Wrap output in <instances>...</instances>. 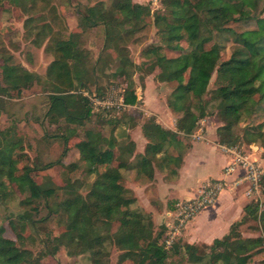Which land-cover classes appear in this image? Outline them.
<instances>
[{"label":"trees","instance_id":"16d2710c","mask_svg":"<svg viewBox=\"0 0 264 264\" xmlns=\"http://www.w3.org/2000/svg\"><path fill=\"white\" fill-rule=\"evenodd\" d=\"M8 1L27 13L35 9L38 2ZM42 1L48 4L47 0ZM163 4L166 12L154 14L160 43H149L141 52L147 57L148 72L158 67L156 75L160 80L176 82L166 98L169 109L177 113L175 129L165 128L152 119L145 121L142 130L148 141L133 162L121 156L116 135H103L92 127H84L93 111L89 96L79 89L89 88L94 67L86 65L87 50L81 35L88 27L103 25L101 52L111 47L117 49L119 67L116 73L124 74L126 83L122 101L133 104L138 99L132 76L136 63L118 39L125 23L130 24L129 30L144 23V18L151 13L148 3L110 0L107 4L98 1L84 9L78 8L79 30H71L66 36L55 33L48 37L45 48L53 58L43 76L9 57L0 65V115L8 111V97L20 94L36 82H43L48 101L45 118L52 123L65 121L63 130L55 133L63 143L60 155L54 160L23 162L21 165L19 163L26 155L25 145L29 143L17 131L13 121L0 128V202L12 196V179L29 189V194L19 197V203L25 207L36 208L32 205L34 202L46 200L59 187H64L65 196L47 213L58 217L62 226V230L51 237L55 243L47 249L48 253L54 254L64 239L82 240L94 264H103L104 256L109 253L108 243L121 250L118 264L127 260L132 264H179L180 259L173 257L176 254L193 258L196 263L246 264L254 254L264 251V207L260 208L253 199L244 204L243 213L231 223L226 234L202 244L177 240L167 246L164 243L165 225L155 228L150 213L130 207L136 197L124 183L123 169L135 168L136 172L152 178L155 166L164 169L172 163L169 172L176 174L184 147L189 146L180 135H189L198 127V121L209 112V99L223 120L216 127L217 141L228 146L236 145L242 136L233 131L241 117L264 111V4L257 12L258 0H163ZM37 20L38 16L34 15L25 18L26 28L32 26L36 35L50 27L46 21L38 23ZM239 20L253 21L254 25L238 30L231 21ZM228 38L232 45L226 53L223 41ZM183 40L189 42V48L182 45ZM163 46L177 54L167 56ZM206 60L213 64L212 70L206 66ZM213 74L215 86L210 89L208 85ZM207 93L211 95L209 98L205 97ZM253 128L251 123L244 127V131L251 134V141L263 137V130ZM80 129L84 136L76 142L79 156L86 163V171L95 173L88 190L83 193L80 189L82 181L67 175L63 185H46L38 181L34 174H44L57 164L64 166L62 156L69 149L70 138ZM133 145L131 140L128 152H133ZM170 146L179 151L170 152ZM68 165L71 170L75 162ZM24 214L27 213L22 216ZM248 219L257 222L260 233L241 238L240 225ZM118 228L120 232L115 233ZM4 232V225H0V264L39 263L40 256L24 245L23 233L17 231L13 238Z\"/></svg>","mask_w":264,"mask_h":264},{"label":"rangeland","instance_id":"374dc122","mask_svg":"<svg viewBox=\"0 0 264 264\" xmlns=\"http://www.w3.org/2000/svg\"><path fill=\"white\" fill-rule=\"evenodd\" d=\"M47 1L48 4H45L44 1L38 0L36 8L28 13L20 6L8 0L0 1V65L6 57H9L13 61L22 63L28 69L42 76L45 75L47 65L53 58L52 53L45 48L48 37L55 33L66 36L71 30H79L80 28L77 22L78 8L84 9L86 5H91L98 1H103L106 4L110 2V0ZM134 1L148 3L151 8V13L144 18V23H141V26H136L132 30H129L131 27L130 24L125 23L120 32L118 42L122 47L125 46L128 48L129 57L136 63L132 76L135 81L137 101L133 104H124L122 101V94L126 85L124 74L119 75L116 73L119 67L117 49L111 47L107 51L104 50V53L101 52L104 42V29L101 24L88 27L82 32L81 41L87 50L86 65L87 67L94 68L91 69L92 76L88 82L89 88L79 89L83 94L89 96L93 111L92 117L86 122L84 127H92L103 135L110 133L116 135L117 149L121 152V156L129 158L132 162L136 159L130 158V152L127 151V147L131 141L129 138L130 135H144L142 130L143 123L147 120L159 118L161 114L164 115V112H166L170 123H173L172 125L175 127V118L177 116V113L168 109L169 107L166 102L167 95L176 82L160 80L156 75L159 70L158 67L148 72L147 57L141 52L142 48L149 43H160L157 27L154 24V14L155 12H166L165 5L163 4V0ZM258 1L259 7L256 12L264 4V0ZM28 15L38 16V23L46 21L50 24V27H46L38 35L34 34L32 26L30 29H27L25 26V18ZM231 24L236 29L241 30L253 26L254 22L239 20L231 21ZM223 42H225V51L227 53L232 45V41L228 38ZM181 43L185 48H189L188 41L183 40ZM162 50L167 56L177 54L175 50H171L165 46H163ZM205 64L211 70L213 69V64L210 61L206 60ZM208 86L210 89L215 86L214 74ZM46 88L43 82H36L32 86L23 89L20 94L14 93L12 97H8V113L4 112L0 115V128L13 121L17 126V131L24 137L26 143H29L25 145L24 151H26V155L21 159L19 165L23 162L33 163L34 161L46 162L54 160L63 150V143L55 133H60L63 130L65 121L62 119L59 123H52L45 118L44 111L48 106ZM210 96L209 93L205 95L206 98ZM207 109L209 112L198 121V127L201 125L204 127L208 126L203 142L215 145L211 138L214 137V134L215 137H218L216 127L222 124L223 120L216 113L211 99H209ZM72 112H74L73 107ZM202 119L204 120L203 124L201 122ZM69 120L75 121L73 118H69ZM247 123H251L255 131H264V111H256L250 116L241 117L239 122L233 126V131L242 135L239 142L236 145L230 146L234 151H228L224 147L223 150L227 151L228 162L233 159L234 153H241L242 155H246L248 160L258 163L260 169L258 192L253 191L247 197L249 200L253 199L257 201L259 207L263 208L264 135L255 141H251V134L244 131ZM259 123H262V125L259 126ZM82 129L69 140V149L62 156L64 166L57 164L48 168L44 174H42L43 172L41 174H34L38 181H43L46 185H63V180H66L65 177L67 175L71 179L77 178L82 181V187L80 189L83 193L88 190L91 181L95 177V173L86 171V163L80 158L76 146V142L84 136ZM192 133L186 136L182 134L183 136L180 135V137L185 143H188L191 138H194ZM215 139L217 141V138ZM187 149L188 147L186 149L184 147L185 152ZM169 150L172 153L179 151L172 146L169 147ZM219 151L220 149L218 148ZM217 157L209 153L203 156L199 166H204L212 175L222 173V171L220 172L216 169V166L219 165V161L216 159ZM73 161L75 162V167L68 170V163ZM172 165L171 163L164 169L155 166L154 169L158 168L163 177L169 179L175 176L169 172ZM198 169L200 170L201 167H198ZM127 170L129 168L123 169L124 183L126 185L128 180L134 179V175L138 176L135 169H132V172H126ZM234 171L243 176L245 168L242 165H237ZM143 176L146 175H140V177ZM214 179L217 178H208V180L199 185L200 187L198 186L197 193L203 184ZM244 180L250 184L248 179L244 178ZM226 182L228 185H225L224 188L229 187L231 183L229 180H226ZM247 182L241 185L243 189ZM10 187L12 189L11 193L13 192L12 196L0 202V225H4L5 235L16 238L17 231L23 233V237L25 238L24 245L30 248L35 255L40 256L38 264H94L88 252L85 250L84 242L80 239H64L58 244L54 254L47 252V249H50L51 245L55 243L54 240H51V237L62 230V226L58 222L59 218L48 215L47 213L51 207L54 208L56 203L65 196L63 186L59 187L46 200L42 199L34 202L32 205H36V208H32V206L25 207L19 203V197L29 194L27 185L18 182L16 179H12ZM178 201L179 199L170 200L166 205L174 211ZM136 203L137 201L135 200L130 204V207L151 214L150 211L145 210L139 204L136 205ZM24 212L27 214L22 216ZM170 220L171 226L176 225L178 220L175 218V213L172 212ZM114 224L116 228L119 227L117 221ZM161 224L166 227L164 238L169 237V226L163 222L156 224L154 222L155 228L160 227ZM183 227L180 228V231ZM240 230L241 238L260 233V229L257 227V222L254 219H248L241 224ZM118 232H120V228L115 231V233ZM177 240L181 242L186 241L184 235L177 234L172 238L170 243H166L165 241L164 243L169 246L173 241ZM197 243L202 244L204 242ZM107 248L109 253L104 256L103 264H118V255L121 250L112 243H108ZM173 257L180 259L179 264H208L206 261L196 263L193 258L188 259L179 254ZM122 264H132V262L127 260ZM246 264H264V251L254 254L252 259Z\"/></svg>","mask_w":264,"mask_h":264},{"label":"crops","instance_id":"0c3cea01","mask_svg":"<svg viewBox=\"0 0 264 264\" xmlns=\"http://www.w3.org/2000/svg\"><path fill=\"white\" fill-rule=\"evenodd\" d=\"M168 108V107H167ZM169 109V108H168ZM163 127L175 129L173 123H170L169 118L164 112L155 119ZM202 124L204 120H201ZM208 126H199L195 132L194 138L188 142V149L182 157L180 165L177 167L175 176L166 179L158 168L154 169L152 178L135 172L134 179L128 180L127 186L131 189L136 197V205L139 204L145 210L150 211L153 221L156 223L163 222L166 225L171 224V216L173 209L167 207L170 200H182L193 197L197 194L198 186L204 183L208 178H224L229 180L230 186L223 188L218 193L215 200L207 206L201 208L193 217H191L183 229L178 233L184 235V239L190 243L206 242L210 243L216 237H222L229 230L231 223L237 220L243 213L244 204L249 201L245 190L248 189L249 184L244 177L239 173L233 171L231 173H224V167L228 162L227 151H224L223 144L211 138L215 145H210L203 142ZM198 135V137H197ZM130 140H133V152L129 154L130 158H135L136 155L144 151L145 145L148 141L145 135H130ZM190 143V144H189ZM218 148L220 151L218 152ZM212 153L218 156L216 159L219 165L216 166L218 171L222 173L210 174L208 169L199 166L203 156ZM220 154V155H219ZM198 167H201L199 170ZM129 168L126 172H132ZM247 182L244 189L241 187L243 183ZM200 187V186H199Z\"/></svg>","mask_w":264,"mask_h":264},{"label":"built area","instance_id":"2783aa9c","mask_svg":"<svg viewBox=\"0 0 264 264\" xmlns=\"http://www.w3.org/2000/svg\"><path fill=\"white\" fill-rule=\"evenodd\" d=\"M223 147L228 151H234L230 146L225 144H223ZM237 165L244 166L245 173L243 176L250 181L249 187L246 190L247 194L250 195L253 191L258 192L260 176L258 163L248 160L246 155L234 153L233 159L224 167V173L233 172ZM225 185L228 184L224 178H217L203 184L199 192L193 197L179 200L177 202V207L173 212L178 221L174 226H171V224L168 225V234H170V236L165 237V242L170 243L172 238L180 232V228H182L201 208L211 204Z\"/></svg>","mask_w":264,"mask_h":264}]
</instances>
